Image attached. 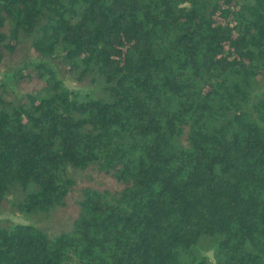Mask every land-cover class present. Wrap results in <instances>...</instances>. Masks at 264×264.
<instances>
[{
	"label": "trees",
	"instance_id": "1",
	"mask_svg": "<svg viewBox=\"0 0 264 264\" xmlns=\"http://www.w3.org/2000/svg\"><path fill=\"white\" fill-rule=\"evenodd\" d=\"M4 212L0 264H264V0H0Z\"/></svg>",
	"mask_w": 264,
	"mask_h": 264
},
{
	"label": "rangeland",
	"instance_id": "2",
	"mask_svg": "<svg viewBox=\"0 0 264 264\" xmlns=\"http://www.w3.org/2000/svg\"><path fill=\"white\" fill-rule=\"evenodd\" d=\"M67 84L70 88L75 89L74 84L71 81H67ZM8 208V206H6L5 210ZM69 215V210L65 211H61L59 212L56 216L61 218V220H65ZM10 219L11 221L17 223V224H28L30 223V221L28 219H26L24 216L19 215V214H11L8 212H4L0 214V220L2 219ZM59 219H56V222H58ZM208 256L209 258L214 262V258H213V252H208Z\"/></svg>",
	"mask_w": 264,
	"mask_h": 264
}]
</instances>
